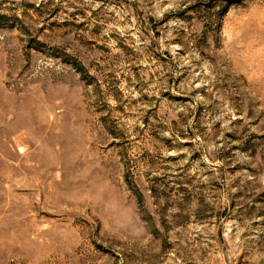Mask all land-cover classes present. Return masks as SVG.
I'll use <instances>...</instances> for the list:
<instances>
[{"label": "rangeland", "instance_id": "obj_1", "mask_svg": "<svg viewBox=\"0 0 264 264\" xmlns=\"http://www.w3.org/2000/svg\"><path fill=\"white\" fill-rule=\"evenodd\" d=\"M0 264H264V0H0Z\"/></svg>", "mask_w": 264, "mask_h": 264}]
</instances>
